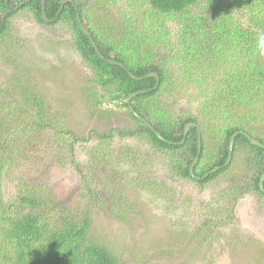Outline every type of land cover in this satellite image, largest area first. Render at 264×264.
Segmentation results:
<instances>
[{
  "label": "trees",
  "instance_id": "16d2710c",
  "mask_svg": "<svg viewBox=\"0 0 264 264\" xmlns=\"http://www.w3.org/2000/svg\"><path fill=\"white\" fill-rule=\"evenodd\" d=\"M24 1L0 0L3 43L14 13L9 5ZM86 1L70 0L62 6V0H43L47 21L42 0H29L20 9H27L41 24L61 23L71 29L73 45L91 72V84L103 92V99L109 98L97 102L106 104V110L122 107L136 123L134 129L115 132L143 137L169 156L175 175L198 185L230 172L239 156L251 186L264 195V181L263 191L259 188L264 173V56L258 54L255 41L257 32L264 30V0H126L107 41L83 24ZM110 1L113 7L120 6L119 1ZM77 13L98 52L80 30ZM172 64L177 66L170 68ZM152 73L159 77L158 84L155 77H148ZM4 88H0V264H123L92 238L89 216H74L44 187L27 190L32 184L18 183L14 196L2 195L3 176L16 175L9 165L24 154L18 141L23 139L37 155L45 142L43 134L50 131L55 153L69 156L80 141L67 119L53 114L43 96L23 81ZM171 100L183 107L174 111ZM188 123L195 126L184 135ZM197 127L201 148L190 173L197 157ZM237 132L243 133L235 137L226 164L230 139ZM113 135L111 131L98 137ZM246 135L259 145H252ZM13 153L19 154L12 158ZM229 179L231 186L238 183L230 174ZM87 194L95 200L93 191ZM115 206L108 208L112 212Z\"/></svg>",
  "mask_w": 264,
  "mask_h": 264
},
{
  "label": "rangeland",
  "instance_id": "374dc122",
  "mask_svg": "<svg viewBox=\"0 0 264 264\" xmlns=\"http://www.w3.org/2000/svg\"><path fill=\"white\" fill-rule=\"evenodd\" d=\"M115 1L120 6L113 7L110 0L83 4V24L103 41L113 37L112 25L125 9L126 0ZM8 23L7 42L0 41V88L23 81L43 96L53 114L67 119L80 141L73 156L55 153L50 131L43 134L37 155L23 139L18 141L24 154L9 165L16 175L1 180L5 198L15 195L18 183L32 184L27 190L44 187L74 216H89L92 238L123 264H264V195L251 186L239 156L230 172L212 182L198 185L178 177L169 156L143 137L115 132L134 129L136 123L122 107L111 111L97 102L109 98L103 99L91 84L68 26L41 24L19 8ZM171 102L174 111L183 107ZM111 131L113 137L99 139ZM206 145L207 150L213 147L210 141ZM229 174L238 182L234 186ZM110 204L116 205L112 212Z\"/></svg>",
  "mask_w": 264,
  "mask_h": 264
},
{
  "label": "water",
  "instance_id": "95a60500",
  "mask_svg": "<svg viewBox=\"0 0 264 264\" xmlns=\"http://www.w3.org/2000/svg\"><path fill=\"white\" fill-rule=\"evenodd\" d=\"M69 1H70V0H62V6H63L66 2H69ZM5 2L7 3V0H5ZM18 8H19V7H16V8H14V9L16 10V9H18ZM42 10H43V19H44L45 21H47V19L45 18V14H44V2H43V0H42ZM75 17H76V20H77V22H78V24H79V26H80V30H81V31H82V32H83V33H84V34L90 39L91 44L93 45L94 49L98 52V48H97L95 42H94L93 40H91L90 35H89L87 29L83 27V25H82V23H81V20H80V18H79V14L77 13ZM100 57H101V56H100ZM148 77H155V78L157 79V84H158L159 77H158L155 73L149 74ZM157 84H156V86H157ZM135 95H136V93H133V94L129 95V97L126 99V103L129 104V100H130V98H131V97H134ZM129 110H130L132 113H134L131 107H129ZM146 125H147L149 128H151V126H150L149 124L146 123ZM194 126H195L194 124H192V123H188V124L185 126V128H184V135H186V133L189 131L190 127H194ZM151 129H152V128H151ZM197 132H198V139H197V157L195 158V160L193 161V163H192V165H191V167H190V173H192L193 166H194L195 163L197 162V158H198V155H199V153H200V148H201V145H200L201 137H200V132H199V128H198V127H197ZM238 133H243V132H237V133H234V134L232 135L231 139H230L229 146H228L229 156H228V159H227V162H226V163H228L229 160H230L231 153H232V145H233L234 139H235V137L237 136ZM246 136H247V135H246ZM247 137H249V136H247ZM249 139H250L252 145H257V146L259 145V143H258L257 141H255L254 139H252V138H250V137H249ZM216 170H217V168H215L214 170H212L211 173L214 172V171H216ZM263 180H264V174L260 177V180H259V187H260V189H261L262 191H263Z\"/></svg>",
  "mask_w": 264,
  "mask_h": 264
},
{
  "label": "clouds",
  "instance_id": "9594fccd",
  "mask_svg": "<svg viewBox=\"0 0 264 264\" xmlns=\"http://www.w3.org/2000/svg\"><path fill=\"white\" fill-rule=\"evenodd\" d=\"M255 41L258 54L264 56V30L257 32Z\"/></svg>",
  "mask_w": 264,
  "mask_h": 264
},
{
  "label": "flooded vegetation",
  "instance_id": "af4514ba",
  "mask_svg": "<svg viewBox=\"0 0 264 264\" xmlns=\"http://www.w3.org/2000/svg\"><path fill=\"white\" fill-rule=\"evenodd\" d=\"M28 1H29V0H25L24 2H22V3H17V4L14 2V4H16V6H14V8L19 7V9H20V7L23 6L25 3H27ZM7 3H8V0H7ZM9 8H10V5H9ZM11 10L14 11V9H12V8H11ZM226 164H227V163H226ZM213 170H214V169H213ZM263 174H264V173H263ZM263 181H264V180H263ZM259 188H260V187H259ZM260 190H261V189H260ZM261 191H262V190H261Z\"/></svg>",
  "mask_w": 264,
  "mask_h": 264
}]
</instances>
